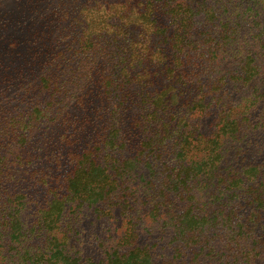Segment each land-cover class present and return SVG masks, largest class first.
I'll use <instances>...</instances> for the list:
<instances>
[{
    "label": "trees",
    "instance_id": "1",
    "mask_svg": "<svg viewBox=\"0 0 264 264\" xmlns=\"http://www.w3.org/2000/svg\"><path fill=\"white\" fill-rule=\"evenodd\" d=\"M168 1L125 0L130 22L114 32L83 24L65 58L69 75L57 71L63 50L0 52L1 262L199 264L214 254L220 264H264V160L255 157L259 144L253 154L246 142L264 129V112L253 116L255 89L244 103L233 99L235 84L255 70L248 62L230 82L200 81L229 24L209 19L212 28L190 42L191 9L168 10ZM156 12L170 13L180 31L166 35ZM137 19L156 29L163 47L142 54L137 43H123ZM195 46L197 56L189 54ZM110 220L122 228L112 240L86 229ZM212 231H223L225 254ZM82 233L96 260L75 246ZM32 234L41 248H28ZM165 246L166 254L157 252Z\"/></svg>",
    "mask_w": 264,
    "mask_h": 264
},
{
    "label": "rangeland",
    "instance_id": "2",
    "mask_svg": "<svg viewBox=\"0 0 264 264\" xmlns=\"http://www.w3.org/2000/svg\"><path fill=\"white\" fill-rule=\"evenodd\" d=\"M125 0H0V52L3 54L9 52L17 55H25L28 58L32 52L52 56L53 53L63 50L64 60L57 71L64 68L66 75L70 74V68L64 65L65 58L75 49V43L78 41L82 31L83 24L86 26L88 22L95 24L101 23L113 32L117 31L123 24H128L127 12H123L122 3ZM235 1L237 4L235 5ZM220 0H170L168 1V10L174 9L176 4L185 8L190 12L189 29L186 38L190 42L195 41L196 35L206 29L212 28L209 19L226 20L229 24L226 30L227 38L224 39L223 48L217 50L213 54V62L204 68L199 74L200 81L213 82L219 77L225 75L226 79L242 64L251 63L255 73L253 78L246 83L239 82L235 84L233 99H238L242 103L246 102L255 89L256 95H260L259 101L254 106L253 116L264 112V0H232L226 4L225 8L221 6L216 8ZM104 10V12H103ZM215 10L216 14L215 15ZM207 12V16L205 13ZM187 13V14H188ZM136 15V14H134ZM158 20L165 26L166 35L180 31L175 24L172 23L170 13L162 14L156 12ZM135 21V19H134ZM83 22V23H82ZM213 22V21H212ZM141 21L137 19V24L131 25L127 34L124 35V44L126 42H135L142 49L140 53L145 54L147 47L156 49L158 45L163 47V43L154 36L156 29L142 28L139 25ZM154 34V35H153ZM82 37V36H81ZM86 35H83V39ZM72 40V41H71ZM69 41V43H67ZM189 54L197 56L201 52L199 46H195ZM99 61V60H97ZM103 65H111L115 63V59L105 61L101 60ZM16 64L23 67L22 59H17ZM15 65L11 66L13 69ZM18 67V66H17ZM28 67V66H26ZM25 68V67H23ZM34 66L32 67V69ZM157 68L151 66V69ZM54 69L52 68V71ZM54 73V72H53ZM81 69L78 74H81ZM56 74V73H55ZM83 76L76 83L70 84L73 90L70 94H74V89L83 85ZM158 85V84H157ZM69 94V95H70ZM69 98V97H68ZM264 129H262L254 138L251 136L246 139L250 144V153H255L257 145L261 152L256 155L258 162L264 160ZM256 142L253 143V142ZM226 146H231L227 143ZM264 162V161H261ZM87 217L89 213L84 214ZM87 223L89 218L86 220ZM105 228L106 230H104ZM88 231L91 230L97 235L108 233L109 240L116 238L121 233V225L113 220L105 222L102 226L90 224L87 226ZM80 242L75 243L81 256H92L95 260L99 257V253H93L94 247L88 242L85 233ZM210 232L208 236L213 239V246L217 252L226 253L227 249L223 247L220 235ZM28 248L35 250L36 247L41 248L40 237L31 235L28 241ZM158 253L166 254L167 246L163 249H157ZM208 249L205 250V254ZM210 254V253H209ZM0 264H23L19 261L5 260ZM199 264H220L214 254L208 255ZM228 264V263H227Z\"/></svg>",
    "mask_w": 264,
    "mask_h": 264
}]
</instances>
